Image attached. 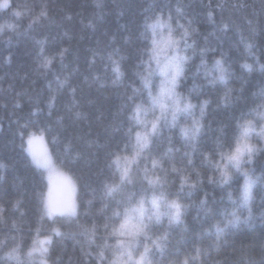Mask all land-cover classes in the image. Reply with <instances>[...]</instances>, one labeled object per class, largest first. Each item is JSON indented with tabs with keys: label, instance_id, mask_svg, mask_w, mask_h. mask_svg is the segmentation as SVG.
I'll list each match as a JSON object with an SVG mask.
<instances>
[{
	"label": "trees",
	"instance_id": "1",
	"mask_svg": "<svg viewBox=\"0 0 264 264\" xmlns=\"http://www.w3.org/2000/svg\"><path fill=\"white\" fill-rule=\"evenodd\" d=\"M27 5L22 17L0 13L16 25L15 31L0 34V256L19 245L24 264H38L37 255L27 253L33 242L51 237L47 264H110L117 237L113 216L118 201L131 193L136 198H151L154 186L152 160L160 162L157 175L166 181L155 186L156 194L182 205V223L169 224L164 217L153 227L152 238L168 234L163 254L152 248L154 264H264V200L259 186L254 190L251 225L230 229L216 249L215 225L221 227L235 210L241 220L249 215L246 208L233 205L243 184L234 174L230 185L219 184V173L205 157L219 160L217 142H228L243 115L259 131L264 127V0H13ZM41 11L47 16L32 22ZM157 16L168 20L174 36H182L183 25L189 31L181 40L183 54L189 57L177 91L196 105L192 114H181L180 126H190L193 119L204 125L199 140L185 142L180 128H164L163 136L153 137L148 150L135 155V133L140 131L128 117L133 102L127 100L132 88L140 87L137 71H143L146 25ZM32 24L29 27V24ZM167 33V29L164 30ZM150 38V33L147 34ZM43 41L44 52L41 54ZM248 45H252L251 53ZM67 49L63 58L61 50ZM111 55L112 59H109ZM44 56L54 57L52 65L41 67ZM223 59L230 72L227 106L222 102L226 87L210 81L218 76L212 71L216 59ZM113 60L120 64L123 76L115 84ZM252 65V71L241 65ZM67 81L63 87L61 82ZM160 77H153V90ZM73 89L75 91L73 92ZM54 97V100L52 99ZM52 100L51 107L49 106ZM208 101L203 118L200 105ZM147 101V94L137 95L136 103ZM81 117L77 118L76 113ZM149 120L152 114L149 113ZM46 129L45 140L53 161L76 184L74 217L57 216L50 220L41 211L39 193L47 182L31 162L25 149L29 133ZM131 129V135H129ZM55 139V142L53 140ZM253 142L264 146L253 136ZM71 144L68 152L65 145ZM173 148L168 152L169 147ZM77 153L79 156L77 157ZM113 153L121 155V168H129L131 182L115 198L104 195L105 183H119L116 166L109 167ZM128 157L129 161L123 159ZM190 161V163H189ZM175 167L178 171L173 172ZM256 177H264V155L254 165ZM183 175L189 183L181 189ZM209 178L213 181L209 182ZM206 203L201 205V201ZM227 210L225 212L224 210ZM123 210L122 207L120 209ZM58 228L61 235L52 230ZM140 250L151 241L139 238ZM201 250L197 257L196 250ZM103 250L105 258H99ZM6 264V262H5Z\"/></svg>",
	"mask_w": 264,
	"mask_h": 264
},
{
	"label": "snow or ice",
	"instance_id": "2",
	"mask_svg": "<svg viewBox=\"0 0 264 264\" xmlns=\"http://www.w3.org/2000/svg\"><path fill=\"white\" fill-rule=\"evenodd\" d=\"M30 11L27 5H14L13 0H0V13H10L14 17H22L26 14V11ZM47 12L41 11L38 16L33 19V23L42 17H46ZM171 17L168 20L163 19L161 16H157L151 23L146 25V39L148 44L145 48L147 60H142L143 71H137L135 75L139 78L140 87L132 88V95L127 96V100L133 102L131 113L128 119L134 123L140 131L135 133V155L139 156L145 150L150 148L153 142V137L163 136L164 128H180V136L185 142H193L199 140L202 135L204 125L199 119H193L190 126H180L179 118L181 114H192L196 105H194L190 99L182 96L177 89L180 86L181 79L184 73V66L188 62L189 57L183 54L181 47V40L185 41L189 36V31L183 28L182 36L177 39L173 34L171 27ZM32 24H29L31 27ZM5 29L9 31H15L16 25L5 20L0 23V34L5 32ZM167 29V33H165ZM150 33V38L147 34ZM41 54L43 55L44 42L41 41ZM249 52L251 53L252 45H248ZM67 49L60 51L59 56L63 58ZM54 57L44 56L41 67L47 69L53 63ZM109 59H112L111 55ZM242 69L251 72L252 65L244 63L241 65ZM261 69L264 70V65H261ZM113 72L116 79L113 81L115 84L121 79L123 73L120 69L118 61L113 60ZM212 71L218 73L210 83L215 86L218 82L226 87L222 102L227 106L230 94L233 91L232 88H228V80L230 72L224 65V60L216 59L214 61L212 69L206 71V76ZM160 77L159 87L154 91L153 77ZM67 81L61 82V87ZM75 89H73V92ZM147 94V101H141L136 103L137 95ZM54 100V97L52 98ZM52 100H50L49 106L51 107ZM208 106V101L205 100L200 105V115L203 118L205 110ZM149 113L152 114V119L147 117ZM261 119H264V112L259 113ZM76 117L80 118L81 113L77 112ZM46 129H39L38 132L28 134V138L25 141V151L31 158L32 164L37 170L40 171L41 176L47 174L48 190H43L39 193L41 211L48 219L54 220L57 216L74 217L77 215V209L74 199L72 198V192L75 185L72 178L65 173L58 172L53 164V158L48 150V146L45 142ZM131 129H129V135H131ZM253 136L259 141H264V127L256 130L252 120L247 119L245 116H241L235 125V132L228 142H217V154L219 160H212L210 157H205V160L216 169L219 173V184L230 185L234 174H239L243 177V184L240 187L239 195L237 199H233V194L228 192V200L233 205H239V207L246 208L249 211V215L241 220L240 215L235 210L231 212V219H227L224 226L221 227L220 223H217L215 227L216 244L214 247L219 249L221 239L226 237L230 229H237L244 225H251V206L254 202V190L258 189L261 199L264 200V177H256L254 167H245L246 165H254L258 156L264 155V146L253 142ZM55 142V139L53 140ZM71 148V144L65 145V152H68ZM173 148L170 146L168 152H172ZM114 159L111 160L109 167L116 166V171L119 172V183L113 181L112 183H105L104 195L107 198H115V194L124 191V187L127 183L131 182L129 176V168H121V155L113 153ZM79 153H77V157ZM124 160H129L128 157H123ZM190 163V161H189ZM2 167V166H0ZM152 177H147L148 184L154 186L153 195L151 198H147L144 195L136 198L135 193L128 195L124 201H118L116 208L113 211V216L119 220L118 227L113 226L111 235L117 237L116 244L112 247V258L110 264H154L152 255V248L159 250L162 254L165 251V243L168 239V234L157 235L155 239L152 238L153 227L159 225L164 217H167L168 223L181 224L183 209L182 205L176 200H168L165 198L163 191L159 194L155 192V186L163 188V184L166 181V176L161 177L157 175L156 169L161 168L158 160H152ZM173 172L178 170L173 167ZM209 182L213 181L209 178ZM185 185L194 187L195 185L189 183L188 176L183 175L181 177L180 186L181 189ZM201 205L205 204V201L200 202ZM122 207V211L120 210ZM4 209L0 207V214ZM227 212V210H224ZM57 236L61 235L58 228L52 230ZM143 237L145 240H150L152 247L148 244L143 245V250H140L139 238ZM3 241H0V245H3ZM51 243V237H45L42 240L34 241L33 247L28 251L29 258L33 257L36 252L40 253L39 264H47L45 259L49 249L46 245ZM37 244L39 247H37ZM196 255H201V250H196ZM99 258L103 260L105 253L103 250L99 253ZM24 264L21 260L19 245L12 246L4 251L3 256H0V264ZM184 264H188L187 259Z\"/></svg>",
	"mask_w": 264,
	"mask_h": 264
},
{
	"label": "rangeland",
	"instance_id": "3",
	"mask_svg": "<svg viewBox=\"0 0 264 264\" xmlns=\"http://www.w3.org/2000/svg\"><path fill=\"white\" fill-rule=\"evenodd\" d=\"M27 138H28V135L25 137V141L27 140ZM45 142H46V140H45ZM46 144H47V143H46ZM47 146H48V145H47ZM25 147H26V144H25ZM48 150H49V148H48ZM53 164H54V166H55V168L57 169L58 172H61V173H65V174H67L65 171L61 170L58 166H56V164L54 163V161H53ZM67 175H68V174H67ZM44 176H45V178H46V182H47V190H48L47 174L45 173ZM68 176H69V175H68ZM72 181H73V183H74V185H75L74 191L72 192V198L74 199L75 204H76V184H75V182H74L73 179H72ZM47 190H46V192H47ZM64 217H67V216H64ZM68 218H70V217H68ZM55 228H56V226H55ZM42 239H44V238H42ZM42 239H40V240H42ZM38 240H39V239H38ZM38 240H37V241H38ZM46 246L48 247L49 245H46ZM37 247H39L38 244H37ZM34 255H37L36 260H37V262H38V264H39V261H40V253H39V252H36V253H34ZM47 258H48V253H47L46 256H45V259H46V260H47Z\"/></svg>",
	"mask_w": 264,
	"mask_h": 264
}]
</instances>
